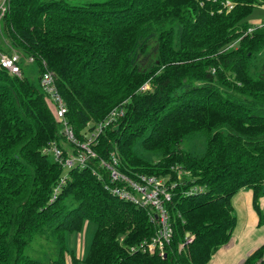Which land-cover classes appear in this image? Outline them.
<instances>
[{"label":"trees","instance_id":"trees-1","mask_svg":"<svg viewBox=\"0 0 264 264\" xmlns=\"http://www.w3.org/2000/svg\"><path fill=\"white\" fill-rule=\"evenodd\" d=\"M226 1H9L0 17L9 43H0L1 52L32 56L39 75L0 67V264H207L232 237V199L241 189L252 190L264 223V28L249 31L264 0ZM46 69L78 139L124 109L92 145L98 156L70 169L55 198L64 170L46 148L55 143L67 154L73 144L41 86ZM195 134L206 137L199 154L181 147ZM113 152L130 174L179 181L173 168L182 170L164 257L129 251L156 226L147 209L112 195L95 172L106 175L100 158ZM87 221L96 229L82 258L67 235ZM37 236L56 243L47 260L27 254ZM263 253L264 243L244 264H264Z\"/></svg>","mask_w":264,"mask_h":264},{"label":"built area","instance_id":"built-area-1","mask_svg":"<svg viewBox=\"0 0 264 264\" xmlns=\"http://www.w3.org/2000/svg\"><path fill=\"white\" fill-rule=\"evenodd\" d=\"M10 0H3L0 2V13L3 14ZM229 5V4H228ZM230 7L232 5H229ZM264 27V22L256 23L253 27H249L252 31L254 27ZM21 59L22 54L14 52L12 54H0V67L7 69L10 73L21 75ZM32 62L34 58L29 56L26 58ZM41 86L46 92L49 104H52V110L59 122L62 123V133L66 140L73 144L64 154L63 149L57 144L53 143L46 150L50 151L54 159L58 161L64 170L60 182L55 187L53 198L56 197V192L59 186L66 181L68 172L74 167H87L90 161L96 158L98 154L93 149L92 145L96 138L102 133L105 125L115 120L117 116L124 114V109H113L104 120L98 123L94 130H88L85 139L80 140L74 133V128L69 124L66 118L67 104L64 101L56 86V78L51 70L46 69L41 75ZM121 162L118 154L113 152L109 159L100 158V166L104 167V173L97 172L100 179L106 182V189L114 196L125 201H129L137 207L148 210L149 217L156 226L155 233L149 239H143L139 243L132 244L129 251L134 252L140 250L151 254H158L162 257L167 255L168 248L174 236V227L170 214V203L173 199L174 188L182 179V170L180 168H173L177 172V180H170L169 175L147 174L135 172L133 174L127 173L120 167ZM202 186L186 189L187 194L195 193L202 190ZM191 241L192 237H187ZM123 242V237L120 238ZM183 245H180V248ZM264 260V253L262 256Z\"/></svg>","mask_w":264,"mask_h":264},{"label":"rangeland","instance_id":"rangeland-1","mask_svg":"<svg viewBox=\"0 0 264 264\" xmlns=\"http://www.w3.org/2000/svg\"><path fill=\"white\" fill-rule=\"evenodd\" d=\"M3 0H0L2 2ZM72 2H76L78 4L86 3V2H97V1H105V0H71ZM226 4L233 5L230 0L226 1ZM264 4H261V6ZM261 6H257L254 8L253 15L250 16L249 19L252 17H263L264 18V8ZM4 12V11H3ZM2 13V12H1ZM0 13V17L3 15ZM264 22V20H259L256 23H261ZM261 27V26H260ZM263 27V26H262ZM264 28V27H263ZM0 43L2 45L8 44L9 39L8 37L3 33V30L0 26ZM233 46V45H232ZM231 46V47H232ZM2 49H0V54L1 53H6V52H1ZM3 51V50H2ZM19 50L13 49L12 52H18ZM23 60L21 59V68L23 67V72L26 76H29L31 78H36L39 73H38V67L35 63H32L26 59V57H23ZM50 107L52 108V104H50ZM205 143H206V137L203 134H195L192 136H189L184 139V141L181 144V147L186 149V150H191L195 151V153L199 154L205 149ZM67 144L66 141H64V145ZM145 155L149 156H158L155 154H152L150 152H144L142 151ZM257 213V212H256ZM258 215V213H257ZM264 226H261V229L258 230V235L260 233H264L263 230ZM96 229V224L92 221H87L85 223L84 229L81 232H74V233H69L67 235L68 241H69V246L73 248L76 252H78L80 257H85L94 233ZM257 236V235H256ZM254 236V238L256 237ZM264 243V242H263ZM262 243V244H263ZM56 243L53 241L52 238L46 237V236H37L32 243L28 246L27 249V254L31 257L38 258V259H49L56 253ZM70 261V259H69ZM83 264V263H80Z\"/></svg>","mask_w":264,"mask_h":264},{"label":"crops","instance_id":"crops-1","mask_svg":"<svg viewBox=\"0 0 264 264\" xmlns=\"http://www.w3.org/2000/svg\"><path fill=\"white\" fill-rule=\"evenodd\" d=\"M259 20H264V18L252 17L250 23L253 24ZM252 197L251 189H241L233 196L237 223L232 237L213 253L207 264H244L246 259L264 242V233L258 235V230L264 226V223L258 225L259 216L253 207ZM260 203L264 209V197L260 198Z\"/></svg>","mask_w":264,"mask_h":264},{"label":"water","instance_id":"water-1","mask_svg":"<svg viewBox=\"0 0 264 264\" xmlns=\"http://www.w3.org/2000/svg\"><path fill=\"white\" fill-rule=\"evenodd\" d=\"M187 236H189V232L187 233Z\"/></svg>","mask_w":264,"mask_h":264}]
</instances>
